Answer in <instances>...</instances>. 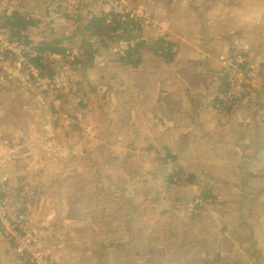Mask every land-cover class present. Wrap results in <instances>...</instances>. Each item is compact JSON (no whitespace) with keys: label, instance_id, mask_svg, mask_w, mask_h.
<instances>
[{"label":"rangeland","instance_id":"374dc122","mask_svg":"<svg viewBox=\"0 0 264 264\" xmlns=\"http://www.w3.org/2000/svg\"><path fill=\"white\" fill-rule=\"evenodd\" d=\"M42 1L49 13L76 7L74 0ZM219 1L235 10L229 12L234 37L219 33L223 21L205 37L208 28L189 17L194 4L188 0L78 1L97 15L137 17L148 43H174L176 67L170 68L165 65L173 63L149 55L139 66L123 65L117 54L126 45L105 49L84 31L87 14L79 28L57 15L64 32L58 43L73 65L49 53L44 64L55 76L36 80L22 68V47L6 54L4 46L14 48L16 40L0 35V84L25 83L16 89L24 115H13L7 130L0 119V140L13 165L22 155L37 166H8L11 176L0 167V180L11 179L12 193L1 190L13 199L11 213L23 197L32 213L23 230L34 237L31 251L39 260L25 256L20 264H264V109L258 107H264V75L257 69L264 63V45L257 48L264 43V5ZM4 2L22 11L17 2ZM5 4L0 0L1 9ZM28 8L39 4L28 0ZM32 28L40 37L46 30ZM50 30L42 42H53L58 33ZM70 31V38L82 31L95 53L84 55L82 38H66ZM231 53L245 68L227 70L222 63L231 66ZM201 58L221 64L215 71L224 70L229 88L221 75L208 82ZM240 84L250 86L249 96L239 97ZM226 90L236 95L227 99ZM55 107L69 121L59 119ZM209 126L216 129L201 130ZM15 177L27 183L20 189L23 180ZM246 215L249 223L241 224Z\"/></svg>","mask_w":264,"mask_h":264},{"label":"trees","instance_id":"16d2710c","mask_svg":"<svg viewBox=\"0 0 264 264\" xmlns=\"http://www.w3.org/2000/svg\"><path fill=\"white\" fill-rule=\"evenodd\" d=\"M10 3L17 2L19 4V8L21 9L24 6L25 2H22L21 0H8ZM66 1V0H64ZM2 2L5 4L4 0ZM23 6H20L22 5ZM6 9L0 10V35H7L11 39H15L16 42L11 41V43H15L17 47H22L24 54V60L26 62V66H23L22 68L27 71V66H31L35 70L38 71L40 75V79L44 80H50L52 81L55 76L54 69L51 68L50 64H44L48 63L49 61V53L53 57H60L64 56L65 61L68 65L71 64L70 59H68V56L66 55L67 49L61 46L62 43H58V39L55 37L53 42L47 43L42 42L38 44L37 46L33 44L32 41H30L26 36H24L23 33L27 32L30 28L33 26H37V22L32 16H30L29 13L22 14L19 9L17 11H14V9H10L7 4L3 5ZM59 8V14L67 19H71L76 21L78 24L81 23V20L84 18L85 14H87L85 11H83L82 6L68 8V7H58ZM46 9V8H44ZM48 11V10H47ZM88 16L91 18L87 21V26L85 27L84 31L91 34L93 38H97L98 43H100L105 49H108L113 44H125L126 48H123L121 52H119L117 55L119 57V63H122L123 65H126L127 62L132 63V66H139L140 60L143 57L146 56H152L153 58H158L162 60L165 64H171L176 59V56L178 52L176 51V45L174 43L169 42L166 39H155L151 43H148L143 40V32H142V26L139 21L130 18V16L124 17L122 15H117L115 12H110L109 14H101L96 15L92 13H88ZM47 17H50L48 15ZM52 24V23H50ZM51 28V27H50ZM212 28H208V31L205 32L204 36H209ZM81 34L82 37L76 35L73 38H70V41H73L77 39L78 37L82 38V43L85 46V48L82 50V53L86 56H91L92 53H95L92 41L82 35V31L78 32ZM27 38V39H25ZM99 44V45H100ZM1 47V46H0ZM25 47H27V51H25ZM10 48V46L5 45L2 49L3 52H6V54H12L13 49ZM234 54V53H231ZM78 63V61H76ZM264 75V65L262 69ZM224 70L222 72H219V75L222 76ZM46 77H48L46 79ZM225 78V77H223ZM224 82L222 87L229 88L230 84L226 83V78L222 81ZM249 89L250 86L242 87L240 88L239 97H242V93L246 91V95L249 96ZM48 93V92H47ZM224 93H226V98L233 97L236 95V93H231L229 90H226ZM239 99L238 97H236ZM245 96H243V99ZM219 104H222L219 103ZM259 110H263L264 107L262 104H258ZM264 111V110H263ZM181 175H176L175 177H180ZM101 175H98V178H100ZM24 178V177H23ZM9 184V181L6 183ZM22 185L20 189L23 187ZM9 187V185H8ZM10 189V188H9ZM19 189V190H20ZM10 194L12 193L9 191ZM206 198H209L208 196ZM0 199L2 202L6 203V218L10 220L11 227L16 232L17 235H19L21 238H30L33 240V236L30 235L27 229L23 230V227L26 226V224H30L32 213L27 208L29 202L26 197H23L22 202L19 203L21 207L18 209L15 213H11L12 209L14 208V202L12 201L11 196H7L6 194L1 193L0 188ZM12 199V200H11ZM18 200V197H17ZM24 201H26L24 203ZM28 203V204H27ZM27 204V205H26ZM11 216V217H10ZM0 236L3 237L9 244L12 250L18 246L17 241L12 236L10 232H8L7 228L3 226L0 223ZM15 255L13 257L16 260H19L20 262L25 259L20 258V254H18L15 251H11ZM25 264H30L28 259L26 260Z\"/></svg>","mask_w":264,"mask_h":264},{"label":"crops","instance_id":"0c3cea01","mask_svg":"<svg viewBox=\"0 0 264 264\" xmlns=\"http://www.w3.org/2000/svg\"><path fill=\"white\" fill-rule=\"evenodd\" d=\"M34 1L39 4V8L38 9L30 10L28 8V0H26V2L24 3V6L22 7L21 13L22 14L29 13L30 16H32V18H34L36 20V22H37L36 23L37 26H35V27H39V26L41 27V26L45 25L46 30L44 31V33L40 37V35L35 34V28H32L30 30V33L24 34V36L28 37L33 42V44H38L39 42L44 41V39L51 38V35L46 34V32L48 30H50V27L52 28L50 31L52 32L53 35L58 33V34H56L54 36L52 35L53 39L55 37L57 38L58 35L62 36V34H64V32H62V30L59 28L58 16H57V15L61 16L59 14V11L58 10H56L55 12L54 11H50V13H49V11H47L48 10L47 9L48 5L44 1H42V0H34ZM53 1L52 2H47V3L52 4ZM185 1H187V0H185ZM188 3L190 5L194 4L193 10H191L189 12V17L192 16L196 21L199 20L200 23H202L205 26H207V28H212L216 24L221 23L223 21L221 27L220 26L218 27L219 33L227 35V37L228 36L234 37L237 34V33L235 34L234 29H233L234 28L233 16L229 17V12L230 11L233 14L235 12V10H233L232 8L228 7L229 9L226 10L227 6L225 4H223L222 2H220L219 0H188ZM183 4H186V3H183ZM263 5H264V0H263ZM1 8H2V6H0V10H1ZM44 8H46V9H44ZM223 8H225V9L222 10ZM50 10H51V8H50ZM82 10H84L87 14L91 13V12H89L87 10V8L86 9H82ZM221 10H222V12L220 13ZM48 15H50V17H47ZM61 17L63 19H66V20H71V19L64 18L63 16H61ZM84 20L85 19L83 18L81 20V23L82 22L84 23ZM72 21H74V20H72ZM47 22H49L48 25H47ZM74 22L79 28L81 23L78 24L76 21H74ZM50 23H52V24H50ZM231 23H232V25H231ZM262 34L264 35V33H262ZM72 35H73V33L70 31L65 36H66V38H70L69 36H72ZM5 36H7V35H5ZM66 40L69 41L68 39H66ZM259 43L257 45V48H259V47L264 45V43L261 42V40H259ZM261 50L264 51V46L261 47ZM200 62H204L207 65V70H208L209 78H210V80L208 82H213V81L216 82L217 78L214 80L213 77L214 76H216V77L220 76L219 75L220 71H215L216 70V67H215L216 64L215 63H218V62L217 61H213V59H209V58H201ZM257 64H258V67H257L258 70H260L263 67V65H264V63H257ZM218 65H220V64L218 63ZM165 67H167V68L176 67V64L173 63L171 65H165ZM206 77H208V76H206ZM211 78H212V80H211ZM10 80H11V78L8 79V80H5L6 81L5 85H1L0 84V119L3 120V128H2V130L7 128L8 125H6V123L8 121H10V118L13 115H17V114L24 115V113H22L19 108L17 109V107H18L17 98H18V95L20 94V92H18L16 89L20 88V87H24L25 83H23L24 81H22V82H11ZM56 109L57 108L55 107V110ZM56 111L58 113V118L59 119H62V120L66 119V118H62L60 116V115H63V114L58 112V110H56ZM67 121H69V120H67ZM207 129H211L213 131L214 129H216V127L215 126L214 127H210L209 126L208 128L204 127L201 130H206L207 131ZM3 134L4 133H1L0 137H2ZM0 146H2L3 150H4V156L2 158H0V161H1L0 162V167L5 168L10 176H11V173L8 170V166H11V167L14 166V168L16 170H18V169H20L22 167H28L30 169L37 167L34 163H29L30 161H32L31 158H26V157H24L22 155H19L17 158H15V165H13L14 164L13 163L14 161H12L13 159L7 158L5 156L6 155V150H5V145L3 144V140L2 141L0 140ZM24 161L27 162V163L26 164H20L21 162H24ZM40 166L43 167L44 165L42 164ZM43 171L44 170H42V172ZM16 178H23V177H15L14 180ZM24 179L26 180V177H24ZM8 180H9V183H10L9 191H11L12 190L11 189L12 188L11 187V182H10L11 179L8 178ZM26 182H27V180H26ZM53 182H55V181H53ZM39 196H41V194ZM262 215H264V210L262 211ZM250 218L251 217L246 215L244 221H242L241 219H239L238 221L241 224H245V222L249 223V219ZM262 222H263V226H264V220ZM4 241L6 242V244L4 243ZM259 241L262 242V243H260V245L264 246V239L259 238ZM6 248H10V244L3 237L0 236V264H20L21 262L19 260H16L13 257V255H15V254L12 253L11 251L6 252L5 251Z\"/></svg>","mask_w":264,"mask_h":264},{"label":"built area","instance_id":"2783aa9c","mask_svg":"<svg viewBox=\"0 0 264 264\" xmlns=\"http://www.w3.org/2000/svg\"><path fill=\"white\" fill-rule=\"evenodd\" d=\"M78 1L79 0H74L71 3H72L73 6L76 5V7H77L78 6ZM127 16H130V15H127ZM127 16H124V17H127ZM135 18H137V17L132 16V19H135ZM18 48H20V47L14 48L13 51L14 50L16 51ZM22 51H23V49L20 48V51H17V52L20 54ZM239 61H241V60L233 59L230 62L231 63L230 67H228L226 65V63H224V61H223L222 64H224V66L227 68V70L228 69L230 70L231 68H236V67L240 68L241 65H243V63L241 64ZM22 63H24V66H26L25 62L22 61ZM233 64H236V65L234 66ZM27 68H28L27 71H29V73L32 75V77L34 79L41 80L37 70H35L31 66H27ZM231 70L233 71V69H231ZM7 182H8L7 179L0 180V188H1L2 191H4V189H5L7 192H9V187H8L9 184H6ZM5 206H6V203L2 202L1 199H0V223L7 228L8 232H10L12 234V236L15 238V240L17 241L19 247H18L16 252L18 254H20V256H27V257H30V258H32L34 260H39L37 255L33 251H31V243L33 242V240L28 239V237L27 238H21L19 235L16 234V232L11 227L10 220H8L6 218L7 208ZM24 242H26L25 243L26 245H24Z\"/></svg>","mask_w":264,"mask_h":264},{"label":"bare ground","instance_id":"6f19581e","mask_svg":"<svg viewBox=\"0 0 264 264\" xmlns=\"http://www.w3.org/2000/svg\"><path fill=\"white\" fill-rule=\"evenodd\" d=\"M92 14H94V13H92ZM96 15H97V14H96ZM88 18L90 19L91 17L88 16ZM250 27H251V26L249 25L248 28H250ZM259 34H260V32H259ZM230 55H231V58H232V59H239V56H238L237 54H234V55H233V54H230ZM245 56H247V55H245ZM245 56H244V58H245ZM245 66H246V65H241L240 70L243 69V68H245ZM247 66H248V67H252V64H250V65L247 64ZM233 71H234V70H233ZM235 72H238V71H235ZM230 79H232V78H230ZM242 87H243V84H240V85H238L236 88H242ZM249 95H250V94H249ZM263 158H264V155H263ZM137 213H138V211L135 210V211H134V214L137 215ZM118 246H120V245H118ZM118 246H117V247H118Z\"/></svg>","mask_w":264,"mask_h":264},{"label":"flooded vegetation","instance_id":"af4514ba","mask_svg":"<svg viewBox=\"0 0 264 264\" xmlns=\"http://www.w3.org/2000/svg\"><path fill=\"white\" fill-rule=\"evenodd\" d=\"M19 179H22L23 180L22 185H25L27 183L24 178H19Z\"/></svg>","mask_w":264,"mask_h":264},{"label":"clouds","instance_id":"9594fccd","mask_svg":"<svg viewBox=\"0 0 264 264\" xmlns=\"http://www.w3.org/2000/svg\"><path fill=\"white\" fill-rule=\"evenodd\" d=\"M29 75H30L31 78H33L32 75H31L30 73H29ZM33 79H34V78H33ZM8 181H9V180H8ZM22 257H25V256H20L21 259H22ZM26 257H27V256H26ZM29 258H30V257H29Z\"/></svg>","mask_w":264,"mask_h":264}]
</instances>
